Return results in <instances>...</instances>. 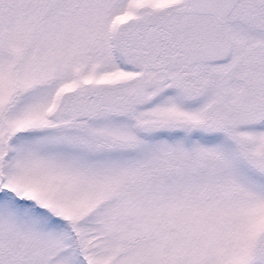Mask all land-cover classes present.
I'll return each mask as SVG.
<instances>
[{"label": "snow or ice", "instance_id": "obj_1", "mask_svg": "<svg viewBox=\"0 0 264 264\" xmlns=\"http://www.w3.org/2000/svg\"><path fill=\"white\" fill-rule=\"evenodd\" d=\"M0 264H264V0H0Z\"/></svg>", "mask_w": 264, "mask_h": 264}]
</instances>
